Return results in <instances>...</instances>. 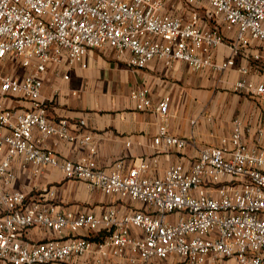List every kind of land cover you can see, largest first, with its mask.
<instances>
[{"label":"built area","instance_id":"1","mask_svg":"<svg viewBox=\"0 0 264 264\" xmlns=\"http://www.w3.org/2000/svg\"><path fill=\"white\" fill-rule=\"evenodd\" d=\"M253 41L264 43V0H0V261L67 263L91 254L98 263L176 257L182 264H264V147L244 140L243 118L233 120L230 147L204 146L189 166L173 163L162 176L146 175L145 160L128 170L122 161L105 169L94 157L72 161L42 146L50 137L80 146L93 142L84 120L50 117L42 94L50 64L70 68L89 50L108 46L137 68L159 59L167 66L182 61L193 70L225 72L237 67ZM220 46L230 53L218 62ZM15 61L24 75L5 69ZM239 70L244 76L234 87L264 100V82L249 80L248 66ZM131 96L140 109L158 112L155 148L190 144L169 131L167 99L155 105L146 87ZM257 132L262 140L264 128ZM90 150L95 153L96 146ZM17 157L32 165L35 176L58 168L69 179L129 196L150 210L122 214L111 207L100 215L62 210L48 197L52 190L28 200L26 192L12 188ZM34 227L66 232L67 238L25 239ZM102 232V239H92Z\"/></svg>","mask_w":264,"mask_h":264},{"label":"crops","instance_id":"2","mask_svg":"<svg viewBox=\"0 0 264 264\" xmlns=\"http://www.w3.org/2000/svg\"><path fill=\"white\" fill-rule=\"evenodd\" d=\"M229 53L227 46H220L215 50V60L220 62ZM258 53L261 57L255 60L254 55ZM237 63V67L225 72L211 68L193 70L182 61L167 66L159 59L144 68H137L106 46L89 50L82 62L70 68L50 64L44 73L42 89L43 98L50 102V117L54 120L65 117L73 122L84 120V132L93 134V142L80 146L50 137L42 142V146L72 161L94 157L98 165L105 169H112L122 161L124 170H128L145 160L149 164L146 175L162 176L173 163L189 166L204 146L225 144L230 147L233 120L241 117L247 126L244 140L264 147V137L258 140L257 132L259 128H264V100L234 87V83L244 76L239 70L241 65L250 68L249 80L255 84L264 82V43L253 41L247 54L239 56ZM66 73L69 74L68 79L64 78ZM140 87L148 88L155 105L162 99L168 100L169 131L189 138L187 147L162 149L153 146V138L159 130V115L155 109L138 107L131 91ZM93 144L96 146L95 153L90 150ZM23 164L22 157L15 159L13 167L17 178L12 188L26 192L28 200L40 198L47 190H52L54 195L47 196L62 210L88 211L98 215L111 207L119 209L122 214L150 210L149 205L129 196L107 194L81 180L69 179L58 168L47 167L42 175L35 176L32 165ZM90 233L88 230L81 231L83 235ZM103 236L104 232L91 237L100 240ZM24 238L35 242L65 239L67 233L34 227L25 232ZM166 260H153L147 264ZM103 262L129 264L125 258L99 263ZM67 263L98 262L91 254H86ZM230 264L235 262L231 260Z\"/></svg>","mask_w":264,"mask_h":264},{"label":"rangeland","instance_id":"3","mask_svg":"<svg viewBox=\"0 0 264 264\" xmlns=\"http://www.w3.org/2000/svg\"><path fill=\"white\" fill-rule=\"evenodd\" d=\"M5 69L9 72H12L16 75L22 76L26 73L25 70H23L22 67H20V64H18V61L16 62H7ZM0 264H8L3 261H0ZM53 264H70V263H53ZM87 264H108L107 262L103 263H87ZM139 264H143L142 262H139ZM155 264H182L179 258H171V260H166L162 262H156ZM236 264V263H235Z\"/></svg>","mask_w":264,"mask_h":264}]
</instances>
